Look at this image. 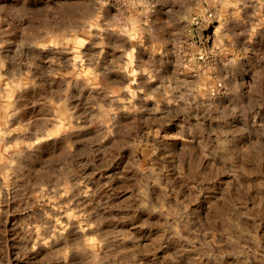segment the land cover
Returning <instances> with one entry per match:
<instances>
[{"label": "rangeland", "instance_id": "rangeland-1", "mask_svg": "<svg viewBox=\"0 0 264 264\" xmlns=\"http://www.w3.org/2000/svg\"><path fill=\"white\" fill-rule=\"evenodd\" d=\"M0 264H264V0H0Z\"/></svg>", "mask_w": 264, "mask_h": 264}]
</instances>
